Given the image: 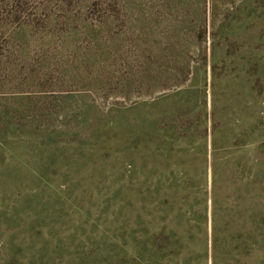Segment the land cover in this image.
Listing matches in <instances>:
<instances>
[{
  "label": "rangeland",
  "instance_id": "374dc122",
  "mask_svg": "<svg viewBox=\"0 0 264 264\" xmlns=\"http://www.w3.org/2000/svg\"><path fill=\"white\" fill-rule=\"evenodd\" d=\"M0 264H264V0H0Z\"/></svg>",
  "mask_w": 264,
  "mask_h": 264
}]
</instances>
